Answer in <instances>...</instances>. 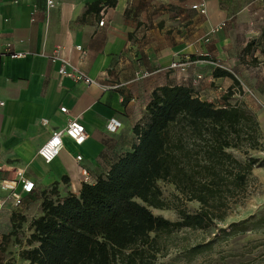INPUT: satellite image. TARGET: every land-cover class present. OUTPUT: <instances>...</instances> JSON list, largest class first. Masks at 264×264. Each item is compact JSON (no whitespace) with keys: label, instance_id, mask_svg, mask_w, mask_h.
Instances as JSON below:
<instances>
[{"label":"crops","instance_id":"crops-1","mask_svg":"<svg viewBox=\"0 0 264 264\" xmlns=\"http://www.w3.org/2000/svg\"><path fill=\"white\" fill-rule=\"evenodd\" d=\"M53 1L47 7L45 0H0V181H33L24 201L39 205L40 192L54 184L60 198L78 194L84 183L105 174L130 149L132 128L143 120L156 87L190 86L216 106L240 105L233 80L215 78L212 71L218 66L238 72L243 49L257 34L249 10L234 18L220 0ZM97 1L101 5L88 9ZM201 2L204 13L192 8ZM13 52L21 56L7 54ZM184 57L190 58L184 72L169 69ZM63 64L74 77L59 74ZM229 87L233 93L225 101ZM110 117L122 124L115 134L105 128ZM257 118L264 134V108ZM71 119L83 125L85 141L78 146L63 137L59 155L43 162L38 148ZM5 194L0 189V197Z\"/></svg>","mask_w":264,"mask_h":264},{"label":"trees","instance_id":"trees-1","mask_svg":"<svg viewBox=\"0 0 264 264\" xmlns=\"http://www.w3.org/2000/svg\"><path fill=\"white\" fill-rule=\"evenodd\" d=\"M99 5L97 1L88 9ZM260 38L259 51L264 55V26ZM253 44L254 40L248 41L243 52ZM234 73V68L218 66L212 71L213 77H229L237 86ZM232 87L223 100L232 95ZM132 133L130 149L94 183H84L78 194L60 198L56 184L43 191L41 215L28 227L26 244L31 247L20 252L21 261L156 264L160 235L182 229L206 231L223 222L232 206L250 194L253 169L264 166V158L250 152L264 138L255 115L242 105L216 106L201 100L190 86L156 87ZM158 181L173 185L180 201L197 202V209L177 207L175 221L154 215L149 207L167 208ZM15 218L11 214L17 229Z\"/></svg>","mask_w":264,"mask_h":264},{"label":"rangeland","instance_id":"rangeland-1","mask_svg":"<svg viewBox=\"0 0 264 264\" xmlns=\"http://www.w3.org/2000/svg\"><path fill=\"white\" fill-rule=\"evenodd\" d=\"M221 5L236 15L247 9L252 14V26L257 34L253 35L254 44L247 51L238 72H235L238 85L234 89V100L252 112L257 121V113L264 106V55L260 53V34L264 26L263 0H220ZM244 24V23H242ZM255 59V60H252ZM264 135V134H263ZM252 155L264 158V138ZM161 198L167 208L149 207L154 215L175 221L178 218L177 207L193 212L198 205L195 202H182L173 185L157 182ZM250 194L241 204H235L226 219L206 231L182 229L169 235H160L157 244L160 247L156 264H264V166L254 168L250 181ZM58 192V191H57ZM44 192H40V200ZM47 197H51L49 194ZM55 197V196H54ZM52 196V198L54 199ZM28 200V201H27ZM16 209L6 204L0 216V264H22L19 254L30 248L26 244L29 235V223L37 216L40 204L27 198ZM11 209H9V208ZM15 214L12 227L11 214ZM25 219L20 222V218ZM234 223V224H233ZM224 229V230H223ZM199 245H202L198 248Z\"/></svg>","mask_w":264,"mask_h":264},{"label":"built area","instance_id":"built-area-1","mask_svg":"<svg viewBox=\"0 0 264 264\" xmlns=\"http://www.w3.org/2000/svg\"><path fill=\"white\" fill-rule=\"evenodd\" d=\"M47 7H52L54 4L53 0H45ZM192 8H198L201 13L205 12V3L201 2L198 5H193ZM103 21H100L98 24L102 25ZM76 49L80 50V46H77ZM5 53L0 52V57ZM10 57H19V53H7ZM190 64V59L184 57L180 60L174 61L169 65V69L178 70L184 72L188 65ZM59 74L62 76L74 77L73 71L66 69V66L63 64L59 69ZM86 82H93L90 79H85ZM219 89H222L221 87ZM225 91V90H223ZM264 108V106H263ZM60 111L66 113L64 107L60 108ZM46 122L45 119H42V123ZM122 124L119 119L115 117H110L105 125L106 131L109 134H115ZM63 137L69 138L75 145H81L86 139V131L83 125L76 119H71L68 121L66 126L62 129H57L51 132L47 140L38 148L37 155L45 163L52 162L60 153L63 148ZM76 161L82 159L81 155L75 156ZM83 182H87L88 174L85 169H82L81 173ZM34 182L23 177L16 179H3L0 181V189L6 194L4 197H0V215L6 209V204L9 202L12 209H16L21 206L24 202L25 195L30 194L34 190ZM9 208V207H8ZM9 208V209H11Z\"/></svg>","mask_w":264,"mask_h":264}]
</instances>
